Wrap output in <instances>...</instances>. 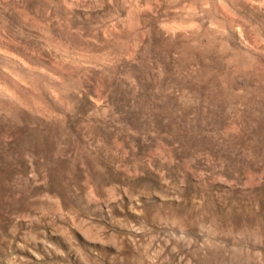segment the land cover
<instances>
[{
	"label": "rangeland",
	"instance_id": "374dc122",
	"mask_svg": "<svg viewBox=\"0 0 264 264\" xmlns=\"http://www.w3.org/2000/svg\"><path fill=\"white\" fill-rule=\"evenodd\" d=\"M0 264H264V0H0Z\"/></svg>",
	"mask_w": 264,
	"mask_h": 264
}]
</instances>
